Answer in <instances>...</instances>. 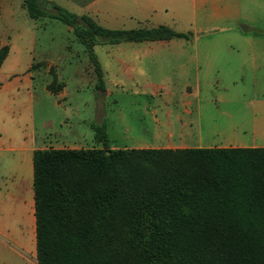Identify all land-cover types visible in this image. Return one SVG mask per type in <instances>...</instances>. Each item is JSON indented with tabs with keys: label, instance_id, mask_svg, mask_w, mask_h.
<instances>
[{
	"label": "trees",
	"instance_id": "trees-1",
	"mask_svg": "<svg viewBox=\"0 0 264 264\" xmlns=\"http://www.w3.org/2000/svg\"><path fill=\"white\" fill-rule=\"evenodd\" d=\"M23 6L72 28L97 89V43L188 39L166 26L103 29L44 0ZM92 129L100 148L33 152L37 264H264V148L111 149L105 123Z\"/></svg>",
	"mask_w": 264,
	"mask_h": 264
},
{
	"label": "rangeland",
	"instance_id": "rangeland-1",
	"mask_svg": "<svg viewBox=\"0 0 264 264\" xmlns=\"http://www.w3.org/2000/svg\"><path fill=\"white\" fill-rule=\"evenodd\" d=\"M223 1L230 10H180L177 16L169 10L164 15L169 19L168 27L188 35V39L165 46L151 43L144 49L102 43L93 48L101 61L115 55H184L188 67L184 75L165 72L164 78L138 80L139 87L131 80L112 78L103 89H97L95 70L87 68L93 66L89 55L67 26L49 18L32 20L24 9H16L12 0V8L17 10L13 22L0 10V49L8 44L11 50L0 67L1 167H12L19 151L27 150L23 169L29 175V150L42 145L53 147L79 140L81 149L100 148L92 128L102 123L108 125L109 148L132 147V140L152 138L143 129L151 123L145 108L158 109L162 121L163 112L169 109L173 122L177 115L185 117L181 108L184 101L198 102L208 123V110L216 99L225 96L237 100V89L243 88L248 110L257 111V92L264 85L258 68L264 59V47L258 43L264 41V0ZM193 58L200 62L202 85L198 98L187 99L184 84L194 85L195 81ZM43 60L50 61L40 62ZM55 72L57 78L52 76ZM219 78L226 86L216 83ZM53 79L54 84L64 83L65 97L47 90ZM159 84L166 88L158 89Z\"/></svg>",
	"mask_w": 264,
	"mask_h": 264
},
{
	"label": "crops",
	"instance_id": "crops-1",
	"mask_svg": "<svg viewBox=\"0 0 264 264\" xmlns=\"http://www.w3.org/2000/svg\"><path fill=\"white\" fill-rule=\"evenodd\" d=\"M11 1L0 0V10H3L4 14L7 15L8 22H13L16 19V9L26 11L23 0H14V5L17 6L15 10L12 8ZM44 1L77 17L86 16L99 27L107 30L152 29L166 25L168 27L167 20L169 19L165 18L164 15H167L169 10H171L172 16H174L175 11L177 16L180 10H230V5L224 3L223 0ZM26 15L28 16L27 12ZM170 20L172 23L174 22V18L170 17ZM67 30L73 33L71 27L67 26ZM178 40L180 39L122 42L112 46L122 47L123 44H127L130 45L129 47L144 49L151 43L165 46ZM258 43L260 47H264V41H258ZM3 46L8 48L5 61L11 50L10 45L5 44ZM95 57L102 73L104 85L108 83V79L113 78L115 80H131L135 87H139L138 80L164 78L166 76H163L162 73L165 72H177L184 75L188 70L184 55H115L105 57L104 61H101L102 59L97 56ZM48 61L50 60L40 62ZM193 62L194 85L188 84V82L184 84V96L187 99L196 98L202 85L200 62L198 58H193ZM87 68L94 70L93 66ZM258 68L262 79H264V59L260 60ZM47 73L49 74V72ZM52 76L57 78L56 72ZM218 82H220L221 87L226 86L223 79H216V83ZM114 84L124 87L121 82ZM150 86L154 87L152 84ZM157 88L163 89L166 86L159 84ZM237 91V100L225 96H219L216 99V103L214 102L209 107L208 123H206L207 115H203V109L198 102L184 101L181 108L185 117L181 118L177 115L173 122L170 121L169 109L163 112L165 120L162 121L158 109L149 110V108H145V112L149 113L151 117V123L143 129L152 138L149 140L139 138L132 140L133 146L124 149L264 148V85L257 92V111L248 110L249 105L244 100L245 90L242 88L237 89ZM65 92L66 87L64 85L56 95L63 98L66 96ZM107 127L108 125L105 126L106 134L108 133ZM55 145L53 147L42 145L41 147H32L29 150L31 152L28 167L29 175L25 174L23 169L28 159L27 150L19 151L10 168H2L0 163V264H37L33 200V152L48 148L81 149L82 147L79 140Z\"/></svg>",
	"mask_w": 264,
	"mask_h": 264
},
{
	"label": "water",
	"instance_id": "water-1",
	"mask_svg": "<svg viewBox=\"0 0 264 264\" xmlns=\"http://www.w3.org/2000/svg\"><path fill=\"white\" fill-rule=\"evenodd\" d=\"M40 2V4H42V0H38ZM240 28L243 32H246L247 31V27L246 26H243V25H240Z\"/></svg>",
	"mask_w": 264,
	"mask_h": 264
}]
</instances>
